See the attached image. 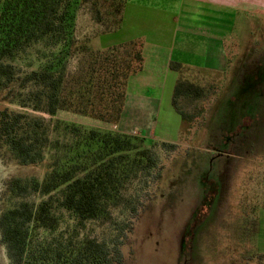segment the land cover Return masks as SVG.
Masks as SVG:
<instances>
[{
	"label": "rangeland",
	"instance_id": "obj_1",
	"mask_svg": "<svg viewBox=\"0 0 264 264\" xmlns=\"http://www.w3.org/2000/svg\"><path fill=\"white\" fill-rule=\"evenodd\" d=\"M145 1L137 3L151 9L141 13L138 8L137 23L132 27L137 32L162 30L170 42L176 36V44L168 53L172 57V69L181 72L180 79L201 90L198 97L179 99L177 108L187 116L185 120L172 106L176 85L174 75L165 76L166 49L146 51L144 71L131 78L129 87L132 95L160 108L157 120L145 115H126L122 124L114 127L65 112L52 117L44 110L24 109L10 102L20 99L39 103L38 96L31 94L37 93L33 84L22 89L19 82L0 92V111L8 107L40 117L53 142L70 144L75 140V133L65 123L130 133L146 139L145 146L157 161L155 169L126 181L121 189L122 201L109 207L106 219L81 222L73 213L59 207L61 196L55 193L53 213L59 219L58 230L54 233L38 230L33 239L50 242L57 238L73 245L95 239L116 245L123 255V264H182L179 255L182 233L200 200L201 211L195 216L200 214L203 223L189 264H264V241L260 237L261 226L257 225L259 211L264 208V84L260 83L264 81V9L238 7L247 0H225L227 5L202 4L196 12L194 7H184L188 4L182 1ZM230 3L233 5L229 6ZM164 9L172 13H162ZM145 15L150 19H144ZM95 17L91 3L80 6L76 13L79 39L89 40L94 48L104 49L126 40L128 33L119 30L106 33L105 26ZM208 36L224 41L227 61L224 71L205 74L177 69V64H182L183 68L203 70ZM52 52L56 49L45 41L28 45L12 61L18 77L22 79L26 73L40 68ZM83 59L81 54L73 57L68 71L76 72ZM217 101L219 106L215 109ZM40 105L45 109L46 100H41ZM248 134L250 141L245 145H231ZM218 151H230L228 154L232 157H220L222 152ZM215 156V166L218 161L227 163V167L219 166V171H223L224 190L216 208L209 213L212 199L206 198L220 191L221 178L215 174L216 167L211 172L204 169ZM51 158L52 154L47 153L42 163L23 166L8 147L0 145V217L21 203L37 206L46 199L31 189L24 193L11 191L9 184L15 179L24 183L41 182ZM205 182L208 183V187L204 186L206 189L201 186ZM200 186L202 191L198 194ZM0 264H12L1 233Z\"/></svg>",
	"mask_w": 264,
	"mask_h": 264
},
{
	"label": "trees",
	"instance_id": "obj_2",
	"mask_svg": "<svg viewBox=\"0 0 264 264\" xmlns=\"http://www.w3.org/2000/svg\"><path fill=\"white\" fill-rule=\"evenodd\" d=\"M127 1L0 0V92L19 82L22 89L33 84L37 93L31 94L38 96L39 103L20 99L10 102L24 109L44 110L52 117L65 112L118 127L129 80L143 71L144 41L94 48L91 41L77 37L76 13L80 6L91 3L95 20L105 26L106 33H112L122 27ZM38 41H45L56 52L20 79L12 61ZM78 54L84 59L71 73L69 62ZM200 92L193 83L182 79L177 82L172 103L183 120L187 116L177 108L179 99L198 97ZM43 99L45 109L40 105ZM65 126L75 133L70 144L51 141L40 117L8 107L0 111V145L8 147L20 165L42 163L47 153L52 154L41 182L15 179L9 184L11 191L31 189L46 199L37 206L21 203L5 211L0 217L2 243L12 264H123L119 248L106 242L86 239L73 245L57 238L50 242L33 239L38 230H58L59 219L53 213L55 193L61 196L59 207L81 222L106 219L109 207L122 201L121 189L126 181L157 167L144 138L73 123Z\"/></svg>",
	"mask_w": 264,
	"mask_h": 264
},
{
	"label": "crops",
	"instance_id": "obj_3",
	"mask_svg": "<svg viewBox=\"0 0 264 264\" xmlns=\"http://www.w3.org/2000/svg\"><path fill=\"white\" fill-rule=\"evenodd\" d=\"M139 1H141V0H128L127 1V4L125 6V11H124L123 24H122V27L120 28L119 31L123 32V33L124 32L128 33V36H127L126 40H123V41H121L117 44H114V45L126 43V42H129L132 40H137V39L143 40L144 41V50H143L144 51V65H145V60H146V54L145 53L149 48H150V50H153V51H155V50L158 51L159 49H162V50L166 49L168 58H167L165 76H168V78H169V76L174 75L175 79H174L173 83H174V85H176L177 82L180 80L182 75H181V72L177 73L172 69V64H173L172 57H170V54H168V53H170L172 47L175 46L176 39H174V37L175 38H177V37L173 36V41L170 42L171 40L170 39L168 40L167 37L165 39L166 32H163L162 30L154 29L152 31V29H151V30H146L144 32H137V29H134L132 27L133 25H135L137 23L138 17H137L136 11L138 10V8H140V12L144 13L145 11H148L149 9H151L149 7H143V6L139 5L137 3ZM146 1H149V0H146ZM161 1H163L164 3H167V2L180 3V1H182L183 4H188V5H184V7L185 6L194 7L193 10H195V12L198 11V9H200V8H198V6L202 5V4L227 5V2H225V0H161ZM161 1H159V2H161ZM145 2H143V3H145ZM149 2L150 3H158L157 1H154V0L149 1ZM189 5H191V6H189ZM232 5H233V3L229 4V6H232ZM259 6L264 9V1L247 0V3H245V4L240 2L238 7L241 9H244V8H249V7L258 8ZM193 10H192V12H193ZM161 12L162 13L164 12L166 14L172 13V11L168 10V9H164V11L161 10ZM183 12L184 11H182V13ZM188 12H190V15L194 14L191 11H188ZM173 14H175V13H173ZM146 18L150 19L149 15H145L144 19H146ZM163 20H165V18ZM130 23H132L130 25L131 27L128 26V24H130ZM177 29H179V31H181L180 28H177ZM204 36H206V35H204ZM206 43H207V48H206V50H204L205 64H203V66L205 68L203 67V70L200 71L199 69H197V67L183 68L182 64H177V65H180L183 70H189L191 72L197 71V72L205 73V74H207L208 72L212 73L213 71L223 70L225 65L227 64V61H225V56H224V54H225V48L223 45L224 41L220 40L219 38L213 37V36L212 37L208 36L206 38ZM143 71H144V67H143ZM142 72H140V74ZM131 78H130L129 83H128L126 105H125L124 114H123V117H122L120 124H122L126 115L127 116H134V115L135 116H144L145 115V116H149L150 119L152 117H155L157 120V117L159 116V113H160V108H157L155 103L153 104V102H151V104H150L149 101L145 102L141 97H138L137 95H132L129 92V89H130L129 87H130V83L132 80ZM174 90H173V95H174ZM172 100H173V97H172ZM172 106H173V103H172ZM126 134H128V133H126ZM257 225L259 228L261 226L260 237H261V240L264 241V235H263V231H264V208L259 211V217L257 219ZM261 242L262 241H260V243Z\"/></svg>",
	"mask_w": 264,
	"mask_h": 264
},
{
	"label": "flooded vegetation",
	"instance_id": "obj_4",
	"mask_svg": "<svg viewBox=\"0 0 264 264\" xmlns=\"http://www.w3.org/2000/svg\"><path fill=\"white\" fill-rule=\"evenodd\" d=\"M257 79V78H256ZM234 83V81L231 83V85ZM261 84H264V81H262V82H260ZM218 106H219V104H218V101H217V103H216V105H215V109H217L218 108ZM217 107V108H216ZM249 134H251V133H249ZM249 134H248V136L247 135H245L244 137H242V139H238V140H236V141H233L232 143H231V145H233V147H235L237 144H242V145H245L247 142H249L250 140H249ZM214 150V149H213ZM218 152H222V151H218ZM228 152L231 154V152L230 151H226V152H222L220 155V157H227V158H230V157H232L230 154H228ZM215 155H217V156H219L218 154H216L215 153ZM217 156H215V157H213V158H210V160H209V162H208V165L206 166V168L204 169V170H206L207 172H211V171H213L214 170V167H216L215 169V174H216V176H218V177H220L221 178V187H220V191H218V192H215L214 194H212V195H209V198L207 197L206 198V200H208V199H210V197H211V199H212V202H211V208H209L207 211L210 213L212 210H214L215 208H216V206H217V203H218V201L219 200H221V196H222V192H223V190H224V187H223V180H222V174H223V171L222 172H220L219 170H220V168H219V166L222 164V166L223 165H225V168L224 169H226V167H227V163H225L224 162V164H223V162L221 163V162H218L217 161V165L215 166L214 165V161H215V159H217L216 157ZM224 180H226V178L224 179ZM208 183L207 182H205L203 185H201L203 188H205V187H208V185H207ZM226 185V184H225ZM200 186V187H201ZM205 186V187H204ZM202 187L201 188H198V194H200L201 193V191H202ZM206 189V188H205ZM205 200V201H206ZM202 203V201H198V203H197V206H196V209H195V211L193 212V216H192V218L187 222V224L185 225V227H184V230H183V233H182V235H183V242H182V245H181V248H180V251H179V255H180V263H182V264H189L192 260H193V257H194V255H193V252H194V244H195V238L197 237V235H198V232H199V229H200V227H201V225H202V223H203V220H202V218L200 217V214H198V215H196L195 216V213L196 212H198V210H200L201 211V209L199 208V206H200V204ZM210 209H212V210H210ZM192 239H194L192 242H191V240ZM188 249L190 250V253L189 254H187V251H188ZM193 256V257H192Z\"/></svg>",
	"mask_w": 264,
	"mask_h": 264
}]
</instances>
